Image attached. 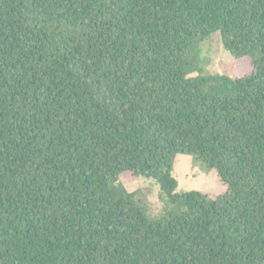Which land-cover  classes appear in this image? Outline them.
<instances>
[{
    "label": "trees",
    "instance_id": "16d2710c",
    "mask_svg": "<svg viewBox=\"0 0 264 264\" xmlns=\"http://www.w3.org/2000/svg\"><path fill=\"white\" fill-rule=\"evenodd\" d=\"M0 264H264V0H0Z\"/></svg>",
    "mask_w": 264,
    "mask_h": 264
},
{
    "label": "rangeland",
    "instance_id": "374dc122",
    "mask_svg": "<svg viewBox=\"0 0 264 264\" xmlns=\"http://www.w3.org/2000/svg\"><path fill=\"white\" fill-rule=\"evenodd\" d=\"M201 68L205 74L226 73L242 75L250 70L245 58H234L223 46L221 36L215 33L202 43ZM172 175L178 182V190H199L209 194L212 198L223 196L224 187L218 171L202 170L194 165L193 159L187 154H177L174 158ZM120 182L130 191H135L138 197L147 200L151 206V213L158 214L163 209V202L159 197V185L154 179L132 177L130 173L123 174Z\"/></svg>",
    "mask_w": 264,
    "mask_h": 264
}]
</instances>
